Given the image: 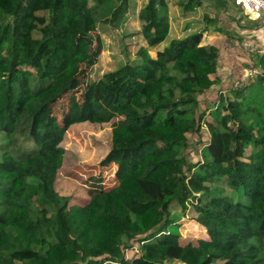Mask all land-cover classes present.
I'll use <instances>...</instances> for the list:
<instances>
[{
	"label": "trees",
	"instance_id": "1",
	"mask_svg": "<svg viewBox=\"0 0 264 264\" xmlns=\"http://www.w3.org/2000/svg\"><path fill=\"white\" fill-rule=\"evenodd\" d=\"M167 2L138 13L148 46L163 49L88 82L60 119L54 104L100 54L98 24L121 25L130 0H0V264H264V55L263 72L221 92L205 119L219 48L202 44L204 28L168 39ZM82 121H112L101 164L117 183L98 177L74 203L56 180L64 135ZM203 123L192 161L188 135ZM188 203L207 230L197 242L181 240L172 207Z\"/></svg>",
	"mask_w": 264,
	"mask_h": 264
},
{
	"label": "rangeland",
	"instance_id": "2",
	"mask_svg": "<svg viewBox=\"0 0 264 264\" xmlns=\"http://www.w3.org/2000/svg\"><path fill=\"white\" fill-rule=\"evenodd\" d=\"M147 0H130V8L126 13L123 23L119 26H110L104 23L98 24V34L100 35L102 48L100 54L91 68H84L83 84L75 91L68 92L54 104V112L58 114L60 119L62 113L68 109L71 96H75V101L81 100L82 91L85 85L93 80L99 79L104 73L116 69L125 64L127 61L134 63L139 60L140 48H148L150 54L156 55L157 51L163 49L167 40L163 41L155 47H149L141 30V22L138 18L139 9ZM183 0H168L167 8L164 12L168 14L170 24L168 39L174 37H184L186 33L194 32L196 29L203 28L204 22L197 20L199 15L205 11L202 7H198L191 11H185L182 5ZM211 15V11L207 12ZM231 13L238 15L240 19L244 18L242 9L233 8ZM219 17V16H217ZM226 17V16H225ZM229 17V18H228ZM195 19L197 22L194 24ZM227 16L226 19H218L219 25L224 29H229L226 38H232L236 47L232 53L223 52L219 48V64L215 75H212L217 82L213 84L208 92L200 96V111H206L205 119H210V108L214 107L218 101L221 92H227L231 85H235L240 81H247L250 76L248 71L257 69L263 72L259 66V58L264 55V40L259 36H243L231 30L233 25ZM192 19V20H191ZM245 25V22H242ZM252 25V23H250ZM192 27V30L189 29ZM245 29L252 27H243L239 30L242 33ZM264 38V36H262ZM243 43L240 56L237 53L238 47ZM245 43V44H244ZM248 45V48H244ZM234 53H237L235 56ZM240 61V62H239ZM244 65L243 68H235L236 64ZM237 64V65H238ZM240 73V74H239ZM112 121L105 123H95L91 121H82L73 123L64 135L61 146L64 148V160L59 169L56 180V188L59 192L72 197L74 203H83L88 198L87 188L91 183L96 182V178L103 179L102 185L105 188L112 187L117 183L115 176L116 166L102 165L101 160L111 145ZM190 146L187 148L188 158L196 161L200 158L202 144L209 139V131L205 123L198 133L189 134ZM2 137V136H1ZM228 189L224 188L223 192L228 193ZM237 195V194H236ZM173 210L178 212L182 217L178 220L180 237L183 242H197L207 235V230L196 219V211L190 203L187 209L181 211L178 205H172ZM133 250L127 249V256L133 255ZM173 264H184L175 261Z\"/></svg>",
	"mask_w": 264,
	"mask_h": 264
},
{
	"label": "crops",
	"instance_id": "3",
	"mask_svg": "<svg viewBox=\"0 0 264 264\" xmlns=\"http://www.w3.org/2000/svg\"><path fill=\"white\" fill-rule=\"evenodd\" d=\"M198 7L199 8L202 7L205 11L202 15H199L197 19L202 22L205 21L204 23H202L203 28L205 29L203 32L202 44H213V45H216L218 48H221L223 52H226V51L228 53L233 52L234 47H236V45H234V43L231 42L232 38L230 37V38L225 39V37H228L226 34L229 33L230 30L222 28L219 25V20H218V19H226L227 16H230L231 17L230 19L235 18V20L230 21L232 25L234 26L233 29L231 28V30H233L234 32H237L238 34H242L243 36H246V35L247 36H258V37L260 36L262 40H264V38L262 37L264 36V18L251 21L247 18L246 14L244 13V17L246 20H244V18L240 19V16H239V21H238V15L231 13V11L233 10V8L241 9V7L235 4L234 1L232 0H202V4ZM208 11H211V15L207 13ZM191 12H194V11H191ZM207 19H216V22H211V20H208L207 22ZM196 22L197 21L195 20L194 24ZM242 22H245V25H243ZM250 23H252V25H250ZM249 26L254 28L253 31L251 29H245L246 32L244 33H242L241 31L239 32V30L242 29L243 27L247 28ZM189 29L192 30V27H190ZM247 46L248 45H246V47L244 48H248ZM242 47H243V43H241L240 46L238 47L237 53L242 51ZM237 53H234V55L232 56H235ZM241 53L242 52H240L238 56H240ZM237 64L235 65V68L244 69V65L242 64L237 65Z\"/></svg>",
	"mask_w": 264,
	"mask_h": 264
},
{
	"label": "built area",
	"instance_id": "4",
	"mask_svg": "<svg viewBox=\"0 0 264 264\" xmlns=\"http://www.w3.org/2000/svg\"><path fill=\"white\" fill-rule=\"evenodd\" d=\"M241 7L247 18L251 21L264 18V0H234ZM257 69H252L248 72L250 77H255L258 74Z\"/></svg>",
	"mask_w": 264,
	"mask_h": 264
}]
</instances>
